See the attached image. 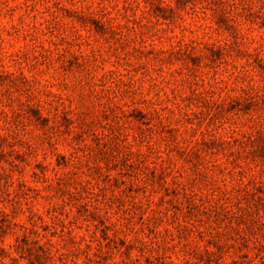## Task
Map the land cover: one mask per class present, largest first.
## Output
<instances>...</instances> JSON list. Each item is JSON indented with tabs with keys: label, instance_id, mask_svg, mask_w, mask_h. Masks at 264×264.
Here are the masks:
<instances>
[{
	"label": "clouds",
	"instance_id": "obj_1",
	"mask_svg": "<svg viewBox=\"0 0 264 264\" xmlns=\"http://www.w3.org/2000/svg\"><path fill=\"white\" fill-rule=\"evenodd\" d=\"M261 5L264 0H227L233 35L217 29L204 0L183 10L175 0H163L161 6L175 12L173 22L153 16L148 0L3 4L5 13L16 7L20 20L0 22V69L12 80L23 77L30 91L0 88L10 97L0 102L7 118L0 120V137L16 145L13 153L30 155L18 165L22 174L14 170V158L13 168L0 163V175L10 177L0 189V264H30L29 249H42L47 264H200L205 253L217 255L210 241L224 246L218 264H252L246 253L264 240L258 244L252 237L253 248L241 247L246 230L237 222L244 210L237 194L264 178L242 151L264 114L257 121L229 105L245 95L264 97V74L254 65L257 58L264 61V28L241 12L249 8L264 18ZM65 9L100 21L105 34L94 35L67 18ZM213 45L224 51L219 66L206 58ZM73 57L81 71L63 73L61 64ZM196 57L202 58L198 67L192 64ZM29 97L49 117L62 112L74 118L67 134L49 133L51 150L27 121L22 128L10 123ZM131 109L140 110L141 126L125 119ZM172 129L174 143L165 134ZM101 138L104 145H119L110 160L97 156ZM203 145L220 147L204 151ZM194 151L201 157L195 169L185 164ZM58 157L66 166L57 165ZM124 158L137 169L134 176L119 166ZM37 164L47 169L43 176ZM157 169L163 179L153 184ZM130 187L140 192L129 193ZM189 205L199 209L191 221L181 211ZM217 208L227 220L210 219ZM257 219L264 225V215Z\"/></svg>",
	"mask_w": 264,
	"mask_h": 264
},
{
	"label": "rangeland",
	"instance_id": "obj_2",
	"mask_svg": "<svg viewBox=\"0 0 264 264\" xmlns=\"http://www.w3.org/2000/svg\"><path fill=\"white\" fill-rule=\"evenodd\" d=\"M30 2L31 0H0V22H2L4 19H8L9 21L13 19H16L17 21L20 20V17L17 15L18 9L16 7H10L7 13H5L3 10V4H30ZM148 2L150 3V6L152 8L151 14L153 16L163 17L169 20V22L174 21L175 12L170 8L162 7L161 5L163 4V0H148ZM200 2L201 0H175V6L177 10H183L189 4H191L192 7H196ZM204 2L210 4L212 9L214 10L213 14L217 29L234 35L235 29L228 19V12L226 9L227 0H204ZM256 2L259 3V0H256ZM261 8H264V5H261ZM21 11H24L25 14H27L28 9H21ZM63 11L67 18L74 19L81 26H86L94 35L105 34L104 25L100 21L95 20L93 17L80 15L67 9ZM241 12L247 22L256 23L259 20V26L261 28H264V18H261L257 12H253L249 8H242ZM207 51L208 55L206 58L212 64L219 66L224 55L223 49L213 45L210 46ZM63 59L64 58L61 57V60ZM173 59L177 61H183L185 59L191 58L174 57ZM201 59V57L192 59L193 66L198 67ZM254 65L255 70L258 73L264 74V61L257 58L254 61ZM41 70H43V68H41ZM61 71L69 75L78 73L81 71V65H79L76 62V58L73 57L71 60L66 61L64 64H61ZM6 85L14 88L17 92H24L25 95H27V93L30 91L28 82L23 77H17L15 80H12L9 75L5 74L3 70L0 69V88H4ZM4 98H8L10 100L7 91H5L3 94H0V102H2ZM32 99V97H29L26 103L19 105L20 112L13 115L10 123L14 127L20 126L22 128L23 121H27L29 125L43 133L42 142L47 143L48 148L51 150L53 148V145L51 143V137L49 133H52L54 137L55 133L64 130V133L67 134L74 118L62 112H57L49 117L47 114H45L44 109L38 102L35 104L32 103ZM189 103H192L191 97L189 98ZM232 105L236 106V111L239 114L249 116L250 118L252 116H256L257 121H259L260 119V114H264V97H260L258 95L242 96L237 100L232 101L229 105V109H231ZM97 115H99V113H97ZM105 119H107V116H105ZM125 119L129 122V124L134 126H141L143 124V118L140 114L139 109H131L128 113L125 114ZM0 120H4L5 122H7V118L3 115V113H0ZM18 122H20L19 125ZM84 122H87L86 113ZM176 131V129H172V131L165 133L169 138V142H175L177 135ZM12 139L13 141L16 140L15 137H12ZM75 139L77 142H79L81 138L80 136H77ZM85 139L87 140V138ZM88 142L91 143L90 141ZM95 143H97L98 145L97 156L98 158L103 160L112 159L113 152L118 150L119 147L115 140H113L109 144L104 145V140L101 138L100 142L95 141ZM14 146L16 145L9 144L7 138L0 137V163L8 164L10 168H13L14 166L9 161L10 158H14L15 161H17V165L14 167V170L22 174L23 169L18 165L27 164L26 155H30V153H26L23 155L19 153H13L11 149ZM20 146H23V144L20 143ZM6 147L9 149V151L7 152L4 151ZM219 147V145H203L202 150L207 151L209 150V148L219 150ZM242 151L245 159L250 162L251 165H253L255 168L260 169L261 175L264 176V124H257L251 136H249L245 143L242 145ZM184 155L185 154L183 152H177L178 158H184ZM53 163H55V161H53ZM200 163L201 157L199 152L194 151L189 157L185 158L186 166L191 165L194 169L198 168ZM57 165L60 167L66 166L63 157L57 158ZM119 166L122 169H126L125 175L134 176L135 172L137 171L134 166L128 165L126 158L120 160ZM35 168L40 172L41 176H43V174L47 171V169L42 164L35 165ZM9 179L10 177L7 175H0V189H2L3 185H7ZM33 179H39V177L35 175V172L33 173ZM150 179L153 184H159L161 183L163 177L157 169L155 174L152 175ZM113 186L118 188L120 186L119 182H114ZM59 188L60 185L58 184L57 189L59 190ZM128 191L129 193L133 191V194H138L140 192V189L133 190L130 187ZM237 195L240 198L239 202L244 205L243 215L238 218L237 222L238 224L244 225L246 230V235L240 238V244L242 248H253V246L249 244L250 238L258 237V244L259 241L264 240V225L259 224V221L257 219L258 214L261 213V215H264V178L260 179L258 182L252 183L249 190L238 193ZM171 196L173 199H175L177 193L173 191L171 193ZM169 202L171 203V201ZM181 211L184 216H190V221L197 216V213H199V209H196L191 205L182 207ZM176 215L178 216V218L182 219L180 213H176ZM210 219L213 222L217 220L223 222V220H227L228 217L217 208L211 212ZM4 224L5 220H0V235L3 234ZM216 239L218 241L220 237H217ZM209 243H211L212 246L216 248L217 255L214 258L213 256L205 253L204 256H200L198 258L200 264H218L219 254L225 250L224 246L220 243L213 241H210ZM22 244L26 245L27 240L22 241ZM121 246H123V242H121ZM18 250L22 251L23 249ZM28 255L30 257V264H47V257L46 254L43 253L42 249H38L35 253L31 249H29ZM246 255L249 256L252 264H261V261L264 260V244H259L256 248V251L255 249H253L252 251L246 253Z\"/></svg>",
	"mask_w": 264,
	"mask_h": 264
}]
</instances>
